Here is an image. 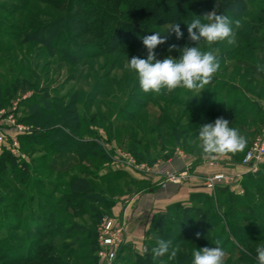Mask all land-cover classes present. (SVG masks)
I'll use <instances>...</instances> for the list:
<instances>
[{"label": "rangeland", "instance_id": "obj_1", "mask_svg": "<svg viewBox=\"0 0 264 264\" xmlns=\"http://www.w3.org/2000/svg\"><path fill=\"white\" fill-rule=\"evenodd\" d=\"M68 1L0 0V86L18 87L11 93L12 98L3 102L0 114L8 110L3 113L4 119L10 118L9 109L15 107V119L20 124L31 127L32 135L45 136L48 130L38 127L36 122L23 123L34 112L29 107L36 103L45 111L46 106L41 102L44 96L49 101L62 99L61 105L73 101L71 109L77 111L79 119H96L86 130L82 125V132L75 135L84 141L95 140L99 144L95 148L98 155L86 156L80 162L71 154H57L55 148L43 142L27 148L21 140L25 136L17 137L19 156L0 146V264H137V256L145 253V243L156 246L157 231L149 236L147 231L143 245L137 248L129 244L118 261L107 263L98 253L99 228L105 219H112L124 225L127 232L126 223L114 209L118 205L124 207L130 196L157 177H161L157 183L161 187L165 177L157 173L171 166L175 156L183 160L191 157L195 164L211 162L212 167L220 168V173L228 179L219 183L216 191L228 188L243 196L248 179H260V174L264 175V159L254 172L241 165L253 144L264 140V71L257 70L258 64L264 65V0H244L243 6L229 8L234 44L227 43V39L211 45L200 42L201 50L212 51L220 64L209 84L203 89L162 90L161 94L141 90L137 74L126 67L128 59L147 57L143 38L154 32L168 36L167 42L154 50L156 58H179L178 49L195 46L188 39L184 22L195 15L212 11L218 14L217 3L213 0H78L71 8ZM65 13L81 19V23L70 26L56 23ZM52 23L59 26L62 53L51 56L33 34ZM176 23L184 33L179 40L174 33L167 34ZM172 44L178 45V49L169 51ZM95 54L99 55L93 58ZM189 95L197 101V106L179 107L177 102L189 100ZM204 102L209 109L215 107L217 112L225 113L223 118L229 121V126L246 138L243 151L217 158L203 155L200 127L219 118L200 112ZM129 115L136 117L129 122ZM132 137L136 145L131 144ZM132 149L138 154L147 151L144 160L139 161ZM127 159L145 165L150 173L127 165ZM75 177L87 181L88 187L77 191ZM201 188L205 195L216 193ZM248 193L245 202L255 207L254 213H264V188L251 185ZM93 194L97 198L89 202ZM201 201L207 203L206 198H195L185 207L194 215L192 230L203 233L205 241L211 229L203 217L210 205L204 206ZM224 204L222 213L229 208V203ZM237 208L244 211L245 206L238 204ZM198 209L201 213L196 212ZM173 213L176 218L172 217L165 226L171 229L168 235L172 241L174 235L186 233L184 217L178 211ZM213 223L217 226L213 230L216 236L222 224L216 220ZM239 224L247 227L252 222L239 221ZM227 235L218 239L226 252L224 264L228 261L236 264L241 253L236 249L229 251L231 243L237 245V241L231 238L227 241ZM201 242L195 239L173 247L181 253L192 250V257ZM183 263L180 257L174 262Z\"/></svg>", "mask_w": 264, "mask_h": 264}, {"label": "trees", "instance_id": "obj_2", "mask_svg": "<svg viewBox=\"0 0 264 264\" xmlns=\"http://www.w3.org/2000/svg\"><path fill=\"white\" fill-rule=\"evenodd\" d=\"M217 3L218 7V15H225L229 16V8L232 6H243L244 0H213ZM79 2L78 0H69L67 6L73 7L76 5V3ZM81 3V2H80ZM68 12V10H67ZM81 19L74 18L70 14H64L61 18V20L57 21L56 23H66V25L70 26V23H81ZM76 26V24H74ZM58 24H49L44 26L41 29H37L35 33L33 34L35 40H38V42L45 48V50L52 55H59L62 53V50L60 47V40L61 37L59 35L60 31L58 30ZM72 27V26H71ZM78 27V24L77 26ZM33 38V37H32ZM64 54V53H63ZM81 54V53H80ZM99 54L92 55L93 58L98 56ZM102 55V54H101ZM71 56V55H70ZM70 56L65 57L71 59ZM72 60V59H71ZM17 86L11 87L10 84L6 85L4 88L0 86V108L5 105L3 102L9 101L12 98V92L17 90ZM191 95H189L186 101L179 100L177 102V105L179 107L183 108H193L197 106V101L194 99H191ZM6 99V100H5ZM41 102L44 103V106H46L45 111L40 109L36 103L35 105L30 106V110L34 111L33 114L28 115V117L25 120H22L23 123L30 122L31 120L36 122V125L38 127H42L45 130H48V134L44 136L42 133H35L32 136H25L22 137L21 140L24 142V145L27 148H33V144H38L39 142H43L44 144H48L50 147L55 148V152L58 154H61L62 156H65V154H71L73 156H76V160H79L80 162L85 159L86 156H97L98 153L95 151V148H98L97 142L93 139H90L89 141H84L83 138H79L76 134H79L82 132V125L84 126L85 130L88 129V124L96 123L95 117L90 118V120H87L86 118L79 119L77 116V111L72 110L71 107L74 106V102L72 101L68 105H61L62 99H55L53 101H49L45 96L42 98ZM216 103V102H215ZM216 106V105H215ZM200 112L204 115H209L212 118L214 117H223L225 113L223 112H217L215 110V107H212L209 109L207 107V104L204 102L203 105L200 106ZM241 112V111H240ZM234 114H236L234 112ZM241 114V113H240ZM55 115L57 117H55ZM49 116V117H48ZM129 122H131L133 119H135L136 116L132 117L129 115ZM41 120V121H40ZM78 122L80 125H78ZM66 128H69L72 133H67ZM178 136V134H177ZM136 139L131 138V144H137ZM133 153L136 155V157L139 159V161L144 160L143 158L146 156L147 151H143L140 154L135 153V149H132ZM72 152V153H71ZM5 155H9L12 160V156L9 153H5ZM63 158V157H62ZM9 163H12L11 161ZM124 173V172H123ZM123 175H126L125 173ZM260 179L251 177L248 179V184L245 183V195H237L234 194V192L230 191L228 188L225 189H219L216 191L213 195H205L204 193H198L193 195L192 200L195 198H206L207 203L205 204L210 205V208L207 209L206 212H204L203 219L207 220V226L211 229L210 233L207 234V238H205V241H203V233H200L199 238L197 237V233L193 231V224L192 220L194 218V215H191V210L189 208H186L184 205L176 204L171 206L168 209V213H162L157 214L153 217L151 221L150 228L148 230V236L153 233V231H157L158 234L163 235H156L155 241L157 239H171L170 235H168L169 232H171V229H167L165 226L166 224H170V220L173 218H176L174 211H178L182 214L184 217L183 220H185L184 227L186 228V233L184 235H174L173 246H177L184 242H191L197 239L199 242H201V246L198 248L203 247H212L213 242L215 240H218L220 236L228 233L227 241L235 240L237 241V245H234L231 243V247L229 249L230 252L234 251L233 249H236V251H239L241 255L237 258L236 264H258V261L256 260V248L259 246V244H263L264 246V239H262V236L264 234V213H254V208L252 204L245 202V197L248 196V189L249 187L255 186L257 189H263L264 188V175L260 174ZM77 186L75 187L77 191H83L88 187L87 181H83L81 177H75ZM248 185V186H247ZM76 196V194L74 195ZM82 197V196H81ZM97 198V195L93 194L89 197V202L94 201V199ZM222 198H225L226 200H222ZM191 200V201H192ZM222 200V201H221ZM224 203H229V208L227 209L226 213H222L221 209L224 207ZM238 204H242L245 206L244 211H240L237 206ZM259 208V207H257ZM167 212V211H166ZM172 212V213H170ZM197 213H201V209H198L196 211ZM244 212H249L251 215H246ZM219 222L221 225L219 229L218 235H213V230L217 228L215 225L216 223H213L214 221ZM239 221L243 222H249L251 225L245 227L241 224H239ZM167 232V233H166ZM207 239V240H206ZM255 240L257 241L255 242ZM150 243V242H149ZM127 244H124L122 248L119 250L116 260L118 261L120 257L123 255V253L128 250ZM154 246H151L148 243H145V248L148 249V252L144 253L143 255L137 256V264H174V262L177 260V257H180L181 261H185L183 264H191L192 257L190 256V252L187 251L181 253L180 251H177V255L174 259L169 260L168 256L165 255L163 257H160L156 259L155 261L152 258L151 255V248ZM0 248V252H1ZM226 264H230V261H228Z\"/></svg>", "mask_w": 264, "mask_h": 264}, {"label": "clouds", "instance_id": "obj_3", "mask_svg": "<svg viewBox=\"0 0 264 264\" xmlns=\"http://www.w3.org/2000/svg\"><path fill=\"white\" fill-rule=\"evenodd\" d=\"M203 17V19L201 18ZM206 21V22H205ZM187 25L188 39L195 46H184L178 49V45H169V51L178 49L181 53L179 58L167 56L157 59L155 49L167 42L168 36L154 32L143 38V45L147 49V57H132L128 59L126 67L135 71L139 86L145 93L153 92L161 94L162 90L172 92L177 88L187 90L203 89L213 79L220 64L217 56L212 51H202L199 47L201 41L211 45L227 39V43H235V32L232 20L215 11L203 16L195 15ZM235 26H240L235 21ZM175 35L176 39L183 38L184 33L180 24L176 23L169 27L167 34ZM258 71H264V65H257ZM228 120L223 117L215 119L213 123L202 125L199 130L202 153L206 157L217 158L228 154L243 151L247 140L238 129L229 126ZM199 238L200 233L196 234ZM214 247H203L193 250L191 264H224L226 252L221 246V241H214ZM144 251L147 253L148 249ZM178 248L173 247L171 239H157L156 246L151 248L153 260L168 255L172 260L177 255ZM256 259L258 264H264V246H257Z\"/></svg>", "mask_w": 264, "mask_h": 264}, {"label": "crops", "instance_id": "obj_4", "mask_svg": "<svg viewBox=\"0 0 264 264\" xmlns=\"http://www.w3.org/2000/svg\"><path fill=\"white\" fill-rule=\"evenodd\" d=\"M194 162L196 160L191 157L183 160L175 156L170 162L172 170L176 173L187 171L189 174L187 179L180 184L168 183L162 188L157 184L161 181V177H157L152 184L150 183L143 190L130 196L125 201L124 207L118 205L114 209L115 214L127 225V245L130 244L129 246L133 247L143 245L155 215L166 213L171 206L176 204L188 205L193 195L205 193L201 188L202 178L222 171L220 168L212 167L211 162L196 164Z\"/></svg>", "mask_w": 264, "mask_h": 264}, {"label": "built area", "instance_id": "obj_5", "mask_svg": "<svg viewBox=\"0 0 264 264\" xmlns=\"http://www.w3.org/2000/svg\"><path fill=\"white\" fill-rule=\"evenodd\" d=\"M25 99L27 98L25 97ZM7 111H4L3 113L5 114ZM16 111L17 109L15 107L9 109V113H11L12 116L7 119H4L3 113L0 114V146L5 147L14 156H19L20 151L17 137L31 136L34 131L31 127L24 126L15 119ZM263 159L264 140H259L255 142L247 152L241 162V165L254 172L257 170V166L263 162ZM126 164L142 173H150L148 167L145 165H138L134 160L132 161L131 159H127ZM217 164L214 163L213 165ZM158 174L165 177L164 182L161 184L162 187H166L168 183L180 184L188 176L187 172L178 174L173 173L171 166L161 168L160 171H158ZM227 179L228 177L222 173H218L213 176L207 175L202 178L201 184L208 192L214 193L218 184ZM125 232L126 230L124 229V225H120L112 219L104 220L99 228L97 239L98 253L101 259L107 263H112L116 260L119 250L126 242Z\"/></svg>", "mask_w": 264, "mask_h": 264}]
</instances>
